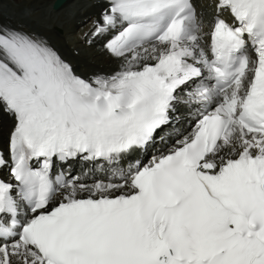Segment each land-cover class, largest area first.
I'll use <instances>...</instances> for the list:
<instances>
[{"label":"snow or ice","instance_id":"1","mask_svg":"<svg viewBox=\"0 0 264 264\" xmlns=\"http://www.w3.org/2000/svg\"><path fill=\"white\" fill-rule=\"evenodd\" d=\"M210 7L106 0L84 35L120 64L88 75L0 18V264H264V0Z\"/></svg>","mask_w":264,"mask_h":264},{"label":"bare ground","instance_id":"2","mask_svg":"<svg viewBox=\"0 0 264 264\" xmlns=\"http://www.w3.org/2000/svg\"><path fill=\"white\" fill-rule=\"evenodd\" d=\"M53 1L45 0L44 3L37 4L33 0H11L4 5L0 18L5 23L35 30L47 36L51 44L65 59L72 62L79 73L88 75L117 70L120 61L103 46L108 37L92 38L93 42L89 44L87 40L90 37L84 35L93 28V21L100 19L106 0H67L62 8L51 13L49 6ZM73 8L78 11L75 16ZM13 122L12 117L0 110L1 150H7V134ZM193 128L189 127L185 135Z\"/></svg>","mask_w":264,"mask_h":264},{"label":"water","instance_id":"3","mask_svg":"<svg viewBox=\"0 0 264 264\" xmlns=\"http://www.w3.org/2000/svg\"><path fill=\"white\" fill-rule=\"evenodd\" d=\"M66 2V0H56L54 3V8L58 9L59 7H61L64 3Z\"/></svg>","mask_w":264,"mask_h":264},{"label":"rangeland","instance_id":"4","mask_svg":"<svg viewBox=\"0 0 264 264\" xmlns=\"http://www.w3.org/2000/svg\"><path fill=\"white\" fill-rule=\"evenodd\" d=\"M3 117V116H2Z\"/></svg>","mask_w":264,"mask_h":264}]
</instances>
